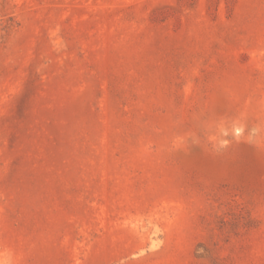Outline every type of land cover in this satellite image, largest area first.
Returning <instances> with one entry per match:
<instances>
[{
	"label": "rangeland",
	"instance_id": "374dc122",
	"mask_svg": "<svg viewBox=\"0 0 264 264\" xmlns=\"http://www.w3.org/2000/svg\"><path fill=\"white\" fill-rule=\"evenodd\" d=\"M0 264H264V0H0Z\"/></svg>",
	"mask_w": 264,
	"mask_h": 264
}]
</instances>
